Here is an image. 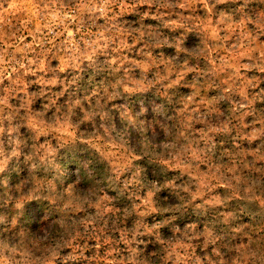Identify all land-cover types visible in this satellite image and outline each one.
Wrapping results in <instances>:
<instances>
[{"label": "clouds", "instance_id": "1", "mask_svg": "<svg viewBox=\"0 0 264 264\" xmlns=\"http://www.w3.org/2000/svg\"><path fill=\"white\" fill-rule=\"evenodd\" d=\"M249 2L137 0L157 9L144 12L142 20L183 30L175 49L188 57L182 74L196 72L203 82L172 103L171 112H149L155 103L149 98L134 105L133 114L122 110L121 92L146 90L143 85L134 89L117 79L111 90L105 86L73 98L67 94L75 81L62 78L118 38L116 52L131 47L126 37L133 32L136 41L144 38V26L112 23L120 12L131 11L124 0H0V145L8 136L13 156L23 146L27 160L60 164L47 179L38 172L26 190L5 200L12 209L35 203L40 215L33 225L22 224L23 217L0 216V264H264V8L240 18L221 8L213 22V8L232 4L241 11ZM147 28L153 35L155 29ZM188 35L198 40L188 44ZM162 44L172 46L168 36L154 46ZM224 73L219 84L209 79ZM201 89L211 98L201 96ZM214 89L218 95H211ZM233 94L247 103L231 101ZM226 99L231 107L225 115L219 105ZM214 116L224 118L209 125ZM149 168L167 177L163 185L153 182V189L171 188L176 195L165 212L187 215L195 204L211 219L202 226L176 224L170 235L160 231L167 220L129 224L133 213L148 215L142 205L157 211L145 199L130 210L120 203L124 191L140 183V170Z\"/></svg>", "mask_w": 264, "mask_h": 264}, {"label": "rangeland", "instance_id": "2", "mask_svg": "<svg viewBox=\"0 0 264 264\" xmlns=\"http://www.w3.org/2000/svg\"><path fill=\"white\" fill-rule=\"evenodd\" d=\"M210 2H214V0H210ZM124 3L131 8V11L120 12L119 8H115L114 11L120 12V15L112 23L118 26L123 25V27L129 29L144 26V38L136 41L134 38L138 36V33L133 32L132 35L126 37L127 43L131 47L116 52L114 49L119 42L118 38L115 43L109 44L107 49L98 51L92 62L85 61L79 71L69 70V72L62 74V78L66 76L68 81H75L69 88L67 95L75 98L81 92L87 95L92 89L102 90L105 86H109L110 88L111 84L119 79L134 89H140L142 85L146 89L130 93L121 92L120 99L123 101L122 110L123 107H126L132 109L133 114H135L137 109L134 108V105H140L151 98L155 100V103L151 106L149 112L153 110L157 113L165 111L171 112L172 103L182 99L183 94L194 91L195 89L192 88V85L197 80H201V83L203 82L196 72L182 74L180 65L188 57L183 53H177L175 49L177 37L183 30L172 32L168 28L163 27L162 21L152 20L150 18L142 20L141 17L144 12H157L155 5L150 8L147 4H138L137 0H124ZM240 3L243 4L244 0H240ZM221 8L225 11L232 12L236 18H240L249 15L255 16L261 8H264V4H261L260 0H250L241 11H236L238 5L228 4L217 6L213 8V22L218 18ZM197 14L202 16L206 15L203 12H198ZM104 23L101 20L98 22V25H103ZM149 25L155 29L154 34L151 36L148 34L147 26ZM193 32L195 33L196 30L194 29ZM225 34L221 33V35ZM164 36L169 37L172 46L169 47L166 44H162L160 47H155L156 41H162ZM197 40L198 37H194L193 35H188L187 37L188 44H194ZM228 43L231 44L232 41L230 40ZM184 46V44H180V47ZM125 56L127 59H123ZM117 57L119 59H116V63H112V60ZM121 61L123 62L121 63ZM191 63L195 62L192 61ZM145 65H147V68H145ZM201 67H203V63ZM162 76H167V79L162 80L159 84H153L154 81ZM226 77L227 73H224L220 77L213 76L209 77V79H211L213 84H219L220 80ZM82 81L83 83H81ZM166 85H170V87L166 88ZM261 87H264V84ZM117 90L119 91V89ZM219 92L220 89H214L211 95H218ZM165 93H167L166 96L164 95ZM251 94L250 90L249 95L251 96ZM200 95L205 97V99L211 98L209 92L205 89L200 90ZM169 97L172 98L171 102L168 100ZM231 101L247 103L238 94H233ZM231 101L226 99L220 102L219 106L225 112V115L231 107ZM262 101H264V97H262ZM262 101H256L254 104L259 105ZM13 103H18V101H13ZM223 118V116H214L209 119L208 123L209 125H218L219 121L223 120ZM248 119L252 120L253 117L250 116ZM2 139L3 144L0 145V149H2L0 151V162L3 163L4 170L0 172V216H5L6 218H10L13 215L23 217L22 224L33 225L36 218L40 215L35 203L25 204L20 209H12L10 206L6 208L4 202L9 195L17 196L19 189L24 188L26 190L34 178H36L38 172H43L42 178L47 179L51 172L59 170L60 164L55 161H45L41 164L38 160H27L25 156L29 149L23 146L20 149V155L13 156L12 151L14 145L11 143V138L4 136ZM71 163V158L64 161L63 168L65 171L68 170ZM34 164L36 165L35 168L32 167ZM129 171L130 173L135 172L136 168H132ZM68 175H71L70 171H68ZM52 178L55 179L56 176L53 175ZM129 178H131V175ZM166 178L163 171L158 168H149L146 172L140 170L139 175L136 176V179L140 183L130 185L124 191L123 197L120 198V203L123 207L130 210L134 203L139 204L141 199H145L149 200L152 207L157 211L153 212L147 205H142L141 211L148 212V215L138 217L133 213L128 221L129 224L135 219H141L145 223H148L149 226L152 223H162L167 220L168 224L162 227L160 231L166 235H170V229L176 224L183 227L186 222L196 221L201 223L202 226L203 222L211 219L210 212L203 213L202 210L195 209V204L189 206L187 215L184 214L185 210L176 213L165 212L164 209L170 208L177 202L176 195L171 188H163L161 191H155L153 189V182H157L158 185H163ZM149 192H153V194L149 196ZM137 197L140 199H137ZM197 203H201V201H197ZM173 216L178 217V219H172Z\"/></svg>", "mask_w": 264, "mask_h": 264}]
</instances>
